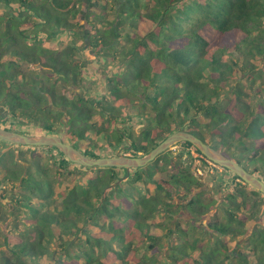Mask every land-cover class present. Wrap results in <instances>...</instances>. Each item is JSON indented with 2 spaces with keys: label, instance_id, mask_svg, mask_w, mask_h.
<instances>
[{
  "label": "trees",
  "instance_id": "16d2710c",
  "mask_svg": "<svg viewBox=\"0 0 264 264\" xmlns=\"http://www.w3.org/2000/svg\"><path fill=\"white\" fill-rule=\"evenodd\" d=\"M0 4L8 11L0 14L4 62L0 100L6 99L9 110L0 114V127L29 135L69 136L91 157L121 154L103 153L91 130L106 140L111 134L117 146L130 144L132 155L139 156L186 129L203 139L208 135L214 147L250 171L260 172L258 162L264 168V0H0ZM84 20L90 26L88 54L97 57L95 63L122 56L126 66L123 74L120 69L107 76L110 95L99 101V122L92 121L95 113L87 99H70L56 91L58 82L78 83L84 77L86 62L81 56L76 59L77 49L83 52L76 37L83 36L73 32ZM59 39L62 48L57 46ZM5 54L13 59L7 61ZM35 62L56 76L52 85L44 88L21 73L22 65ZM48 101L66 108L58 110L68 114L65 134L37 115ZM135 102L151 121L138 137L119 129L120 122L128 120L121 109ZM183 144L195 147L189 141ZM18 146L36 151L33 167L18 166L22 150L19 156L8 155L13 164L0 163V219L8 209L15 216L12 221L24 224L15 233L11 229L4 233L10 254L0 252V264H232L246 235L254 253L264 252V227L251 233L248 229L257 202L248 206L237 183L233 190L224 189V219L212 215L216 201L204 202L202 192L194 193V187L203 185L197 174L181 166L167 168L173 150L130 171L76 163L85 170L81 175L86 170H96L95 174L60 190L39 158L45 151L47 163L57 164L60 174L75 163L55 146ZM234 146L241 152L237 154ZM140 181L156 186L159 194L145 197L138 188L140 195H132L124 187ZM6 184L20 190L7 192ZM253 194L261 192L254 188ZM182 208L195 219L207 216L210 244L206 245L208 238L198 221L189 223L191 242H180L190 233L173 216ZM164 215L168 223L156 224ZM167 235L179 240L168 251L161 249ZM254 256L258 262H250L245 253L238 258L242 264H264L263 255Z\"/></svg>",
  "mask_w": 264,
  "mask_h": 264
},
{
  "label": "rangeland",
  "instance_id": "374dc122",
  "mask_svg": "<svg viewBox=\"0 0 264 264\" xmlns=\"http://www.w3.org/2000/svg\"><path fill=\"white\" fill-rule=\"evenodd\" d=\"M1 13H8L6 11V8L0 4V14ZM111 15V14H110ZM114 18V15L111 16V19ZM90 26L89 24L84 20L80 26L73 30V32H78L83 36L76 37L77 41L79 42L80 46L83 48L82 54L79 52L80 49H77V58L79 59V56L82 57V60L86 62V67L84 71V77L81 78L80 82L75 83H62L61 81L58 82L56 86V91L59 95H64L67 98L77 100L79 98H84L89 101L90 104H92L94 109V117L92 118V121L99 122L100 121V111L102 110L99 106V101H102L103 95L109 96L110 95V87L107 82V76L109 74H118L119 70H121V74L124 73V69H126V66L122 63V56H118V58L115 60L113 57H105L103 60H101L98 63H95L97 57H92L91 54L89 55L88 52H90V47H88L89 41V35H90ZM36 42V41H35ZM62 42V39H59L57 42V46L60 47V43ZM87 46H86V45ZM64 46V44L62 45ZM62 46L60 48H62ZM84 53V54H83ZM3 58L7 61H10L13 59V56L10 54H5ZM4 66L3 60L0 61V71ZM21 73H24L25 77H28V81H39L40 85H42L44 88L52 85V82L55 81L56 76L54 75L49 68L44 67L40 62L31 63L30 65L24 64L20 68ZM98 71L100 73H98ZM100 74V75H99ZM0 76H3V74H0ZM26 88H29L28 86H25ZM10 90L15 91L16 89L10 88ZM251 93V92H250ZM1 95V94H0ZM135 99V98H132ZM247 100L251 101V97H247ZM47 101V100H46ZM6 102V99L3 98L0 100V114L7 115L9 113V110H7L4 106V103ZM107 104V102H104ZM109 104L114 105V102H108ZM48 107L51 108V112L48 111ZM40 110L42 109L39 108ZM143 107L140 106L138 102L130 104L128 107L121 109L124 112V117L128 119L127 121L122 120L120 122L119 129L121 131H126L129 134L133 135L134 137H138L142 131L143 128H145L149 124H151V121H147V116H142L143 114H140L143 111ZM58 110H66L63 106H56L54 102L48 101L44 103V111H39L37 115L40 117V120L44 121V124L46 123H53L54 128L59 131V134H65L66 127L68 125L67 123V116L68 114H60ZM147 110V108H146ZM145 110V111H146ZM149 111V110H147ZM47 112H49V115H47ZM44 118V119H43ZM23 133V132H22ZM91 134H95L94 141L97 143L98 148L103 153L113 154V153H127L132 154L133 148L130 144H126L125 142L121 143L119 146L114 144V139L112 138L111 134L108 135L107 140L104 139L103 135L97 134L95 130L90 131ZM63 136V135H61ZM66 139V141L71 142V138L68 136L63 137ZM206 140H210V137L206 135ZM249 141V140H247ZM113 143V144H112ZM112 144V145H111ZM240 147V146H239ZM23 151L24 156L21 158L19 156V167L22 163L23 166L29 165L31 166L34 163V159L32 158V154L35 149L26 148L23 146H18L16 144H6L4 141H0V163L2 164H8L11 165V159H9V154H15V152L19 151V155L21 154L20 151ZM169 150H173V154H171L172 157V163L167 164V168L169 170H173V168H177L178 166H181L184 169L191 170L192 172H195L198 176V178L203 182L202 186L194 187V193L196 192H202V199L204 202H213L216 201L214 204V209L212 210L211 214H215L218 218L224 219V209L221 204V201H223L222 197L225 194L224 189L230 188V190H233V186L239 185V188L245 191V201L249 204L248 206L252 205L254 201L257 202V205L255 208H253V213L251 214L249 223V232L251 233L255 228H263L264 227V194L261 193L259 196H256L253 194V189L251 185H246L244 183H241L239 179L234 178L233 174L226 170V168L217 165L213 163L212 161L208 160L206 161L203 156L198 153L195 150V147H189L183 142H179L175 146L171 147ZM36 151V150H35ZM234 151L236 153L241 152V148H238L237 146H234ZM56 152V151H55ZM42 154V153H41ZM40 155V153H39ZM45 156H41L39 159L40 161L45 162V165L49 167L50 169V177L52 181L54 182V186L56 188H64L66 185H70L72 183H76L78 181H86V179L95 174V171L92 170H86V174L83 176L81 175L82 171H85L83 168H80L79 165L76 163L74 165H71V167L64 171V174H60L56 172V169H58L57 164H49L47 163V155L44 151ZM59 156V155H58ZM9 159V161H8ZM52 159V158H51ZM36 160V159H35ZM254 166V164H252ZM257 165L260 168V172L257 174H260V176H264V168L261 162H258ZM33 167V166H31ZM242 184V186H240ZM7 185V192L13 193V191H19L20 187L16 188L13 186ZM124 187L127 188L129 193L132 195H140V190L142 191L143 196L148 197L152 196L157 192L156 186H153L152 184L146 182V181H140L137 182L136 185H124ZM60 189V190H61ZM159 194V193H158ZM165 201L172 202V199L165 196L163 197ZM171 209H174V207H171ZM173 216L175 218V221L180 222L181 225L184 227H187V229L190 230L189 238H185L183 240L179 239L180 242L182 241H190L191 236H194V233L192 232L193 229L189 225L191 222H200L202 227L200 230L202 233L206 232V237L208 238L206 241V245L210 244L212 236L209 235L211 232L208 230L206 225V218L201 217L200 219H195L189 215L186 210L183 208L181 211L174 213ZM13 218H15L14 214H12L8 209L4 210V218L0 219V252H3L6 255H9V251L7 250L6 246L3 244V235L4 233L8 232V230H12L14 233L18 231L19 228L23 229L24 224L23 222H14L12 221ZM168 216L164 215L163 217H159L156 219V224H159L162 221H165V223H168ZM159 230L163 231V234H167V229L165 227L158 226ZM196 232H198L196 230ZM208 232V233H207ZM240 237H243V235H239ZM169 235L164 236V239L161 243H163V246L161 247L162 250L168 251L169 248L172 246V242L174 241V245L179 242L178 238H168ZM238 237V240L239 238ZM195 238H193L194 241ZM249 241V238L247 235L240 240V246L237 248L238 252L245 253L248 255V259L250 262L255 263L258 262V258H254L256 256L258 257H264V252L259 250L256 253L253 252V250L247 245V242ZM191 242V241H190ZM189 242V243H190ZM173 245V246H174ZM172 246V247H173ZM240 254H237L236 259H233L231 261L232 264H242L239 260L238 256L240 257Z\"/></svg>",
  "mask_w": 264,
  "mask_h": 264
},
{
  "label": "water",
  "instance_id": "95a60500",
  "mask_svg": "<svg viewBox=\"0 0 264 264\" xmlns=\"http://www.w3.org/2000/svg\"><path fill=\"white\" fill-rule=\"evenodd\" d=\"M0 138L12 144L55 146L62 151L70 161L86 167H124L128 171H130L131 168L145 167L159 155L165 153L179 142L189 141L210 161L230 170L238 175L244 182L264 194V179L262 177L250 171V169L236 159L231 158L220 149L214 147L208 140L186 129L172 133L149 153L139 156L121 153L113 156L91 157L82 152L71 142L66 141L60 135H29L2 127H0Z\"/></svg>",
  "mask_w": 264,
  "mask_h": 264
},
{
  "label": "flooded vegetation",
  "instance_id": "af4514ba",
  "mask_svg": "<svg viewBox=\"0 0 264 264\" xmlns=\"http://www.w3.org/2000/svg\"><path fill=\"white\" fill-rule=\"evenodd\" d=\"M73 144V143H72ZM16 145H20V144H16ZM74 145V144H73ZM75 146V145H74ZM83 152V151H82ZM15 153H17V155L19 156V151L17 152H15ZM33 154H34V152H33ZM132 155V154H131Z\"/></svg>",
  "mask_w": 264,
  "mask_h": 264
}]
</instances>
